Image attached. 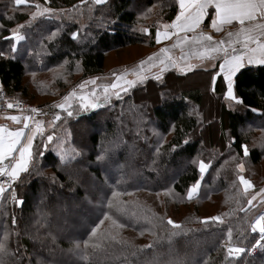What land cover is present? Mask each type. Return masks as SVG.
Instances as JSON below:
<instances>
[{
    "label": "trees",
    "instance_id": "obj_1",
    "mask_svg": "<svg viewBox=\"0 0 264 264\" xmlns=\"http://www.w3.org/2000/svg\"><path fill=\"white\" fill-rule=\"evenodd\" d=\"M13 2L0 0V51L5 53L0 56V84L8 93L40 107L53 102L43 98L58 99L86 77L103 73L114 50L136 44L153 47L156 26L171 22L178 11L176 0H106L103 4L29 0L31 6ZM36 3L64 11L59 20L38 17L29 26ZM20 23L26 39L12 53L13 41L5 37ZM58 27L57 37L49 41L47 37ZM142 27L150 30L149 36L140 31ZM75 30L79 36L73 40L70 33ZM212 71L169 70L162 81L149 78L121 93L122 99L112 96L110 104L72 117L60 111L61 119L36 135L33 151L40 150L47 135L55 132L66 141V148L75 147L81 155L58 166L54 144L50 145L43 159L37 157L38 166H30L29 173L13 182L18 196L24 198L23 206L8 198L10 191L0 197V240L7 233L13 253L5 258L7 264H264V250L247 252L259 238L250 224L264 206L257 198L264 173L256 178L250 167L248 172L236 168L241 160L244 166L264 160V65H245L237 73L234 91L243 104L224 100L222 78L215 92L210 90ZM195 74L208 76L207 92L215 98L205 94L203 82L188 81ZM84 126L87 130L82 132ZM230 137L236 138L231 147ZM241 144L249 147L248 157ZM173 145L178 146L175 151ZM101 153L105 160L97 162ZM201 160L211 166L201 178L198 196L187 199L189 186L200 178ZM240 175L253 187L245 191ZM89 176L96 184L93 189L86 185ZM114 189L118 199L127 202V214L108 208ZM139 193L144 196L138 198ZM145 194L155 196V205ZM92 198L97 204H88ZM199 202L221 208L218 215L223 222H204ZM179 206L186 210L176 218L173 212L178 214ZM106 211L124 227L115 228L112 220L105 219ZM169 217L181 229L173 230L167 224ZM101 220L97 235L90 236ZM229 228L237 246L246 249L237 258L227 257ZM85 252L88 259L82 258Z\"/></svg>",
    "mask_w": 264,
    "mask_h": 264
},
{
    "label": "snow or ice",
    "instance_id": "obj_2",
    "mask_svg": "<svg viewBox=\"0 0 264 264\" xmlns=\"http://www.w3.org/2000/svg\"><path fill=\"white\" fill-rule=\"evenodd\" d=\"M84 3V0H80ZM96 4H103L106 0H94ZM179 11L170 24L164 25V31L160 28L156 29L155 39L157 43H160L162 39H169L173 35L184 33L182 38H178L177 41L171 46L172 48H180L182 55L175 57L169 48L162 47L159 50L160 55L153 53L145 60H141L139 64L132 69H124L123 71L112 72L114 77L110 84L99 85L97 81L99 77H92L87 81L81 82L78 87L81 89V94L78 99L80 101L77 111L72 109L71 100L77 96L76 89L70 91L63 97V102L56 105L58 109L66 112L67 117H72L78 114L79 111H87L89 108L96 109L101 107V103L110 104L112 96L122 99L121 93H128L130 89L137 85H142L149 78V75L156 81H162L164 74L170 69H175L180 74H187L190 71L196 69L199 65H203L206 61L209 62V67L213 69L211 73V91L215 92L217 80H223L226 88L224 97L227 100L235 101L237 104H243V98L238 97L235 94V77L237 73L245 67V63L248 65H264V0H177ZM16 6L29 5V0H14ZM31 6V5H29ZM36 11L31 12V20L27 22L30 26L32 21H35L38 17H45L48 19L56 18L60 19V14L64 10H56L50 7H44L39 3L35 4ZM148 11H151L149 9ZM210 17L209 27L210 29L220 32L225 25H232L233 22H237L238 28L236 31H229L226 33L229 38L227 41L220 39L216 40L211 32H205L202 30V24L206 18ZM11 19V17H8ZM115 23V22H113ZM24 25H17L16 28L10 30V35L5 39H10L13 42L10 45L12 53L18 51V43L24 41L26 36L22 34L21 29ZM140 31L146 34L150 33L148 28H140ZM60 28L54 29L47 37L49 41L54 40ZM193 33L189 36L187 33ZM79 36V30L72 31L70 38L75 40ZM191 45L192 50L188 54H183L184 47ZM237 45L239 47H237ZM31 54V50L29 52ZM5 53L0 51V56H4ZM192 57L198 61L192 62ZM14 58V57H13ZM219 59V64L216 61ZM67 63V61H65ZM79 61L76 64L79 65ZM155 69V71H153ZM129 73L132 78H129ZM33 75H35L33 73ZM93 85L90 92L85 94L83 89L86 85ZM99 89V91H98ZM0 95H2V85H0ZM165 96L161 93V98ZM187 99V98H185ZM19 105V101H17ZM8 108H12L13 104L8 103ZM39 108H31L32 113H39ZM252 112H259L260 110L251 108ZM11 121L19 124L21 122V116L11 115L8 117ZM23 126L11 129L6 125H0V175H6L7 181H0V197H4L5 193L10 191L11 199L17 207H21L24 204V198L18 196L13 182L17 181L22 173H29L30 166L36 165V159L39 157L43 159L45 153L49 150L50 145L54 144V151L60 162L58 166H66L81 155V151L72 147L70 150L65 147L66 141L60 140L55 136V132L47 135L46 139L42 142L40 150L34 152V139L36 135L44 134V122L40 120L34 121V126L30 125L29 121L32 120L31 116H23ZM60 114L57 113L54 120L50 122V126L54 125L55 121L60 120ZM28 129V131H26ZM68 136L71 133H67ZM236 142L235 137H230L229 147ZM183 143L187 144L185 140ZM177 145L172 146V150L175 151ZM240 148L243 151L244 157H248L250 154L249 147L246 144H241ZM159 152V149L156 150ZM235 159V157H233ZM10 161L9 164H4V161ZM105 160V155L101 153L96 156L97 162ZM211 162L205 163L203 160L199 162V174L200 178H197L195 183L191 184L187 190V197L190 199L195 194H198L201 178L206 174L210 168ZM236 168L243 172L244 163L243 160L236 165ZM239 180L243 184L244 190L247 191L252 188V182L245 179L243 175L239 176ZM7 183L8 188H5ZM261 194H264V188L260 190ZM119 193L114 189L111 193V197L108 198V208L111 210L115 208L117 212L127 214V208L125 205L127 202H121ZM256 197H252L247 201L248 205L253 204V200ZM134 214V213H133ZM105 219L112 220V224L115 228H122L124 225L119 224L116 220L112 219L109 213L104 212ZM147 219V218H145ZM204 222L208 221H221V217H204ZM104 221L101 220L91 229L90 236L97 235V229ZM13 224H15V217H13ZM167 224L172 226L173 230L181 229V225L173 221L170 217L167 219ZM252 232H258L259 238L251 247L247 248V252L250 254L257 248L264 250V212L255 216L250 224ZM143 234V233H141ZM172 234H175L173 232ZM8 234H4V239L0 240V264H7L6 257L13 255L7 246ZM112 239H115L113 236ZM227 239L229 246H227V257H240L242 253H245V247L237 246V241L233 240V230L228 229ZM87 246L88 241L84 242ZM77 250H80V245L77 244ZM93 247H100V245H93ZM148 247V246H145ZM83 259H88V255L85 252L82 256ZM22 260V258H20Z\"/></svg>",
    "mask_w": 264,
    "mask_h": 264
},
{
    "label": "rangeland",
    "instance_id": "obj_3",
    "mask_svg": "<svg viewBox=\"0 0 264 264\" xmlns=\"http://www.w3.org/2000/svg\"><path fill=\"white\" fill-rule=\"evenodd\" d=\"M13 4H14V2H13ZM39 4L44 6V7H46L43 3H39ZM14 5H12V7H14ZM31 12H33V10ZM31 12H30V14H31ZM30 14H29V19L31 20V15ZM209 23H210V17L205 19V25L206 26H205V28L202 29L203 31L209 32V31H206L208 29L207 27H209ZM22 24L23 23H20V24H17V25H22ZM166 24H170V23H159L156 26V29L160 28L161 31H164L165 30L164 29V25H166ZM17 25L12 27L11 29L16 28ZM238 27L239 26H238L237 22H233L232 25H225L224 28H222V30L220 32H216L215 30H213V32H211V34L215 37L216 40L223 39V40L227 41L229 38L227 37L226 33L229 32V31H233L234 32V31L237 30ZM224 29H225V31H224ZM223 32H224V34H223ZM187 35L191 36V35H193V33L189 32V33H187ZM148 36H149V34H148ZM183 36H184V33H179L177 35L171 36L169 39H162L160 43H157L156 39H155V34H154V37H153L154 38L153 39L154 46L151 47V48L148 47V45H146V44H136V45L127 46V47H125L123 49H118V51L114 50L113 52L109 53L108 56H107L106 64H105V67H104L106 71L104 70L103 73H101V74H97V75L86 77L88 79H86V80L83 79V80H81L78 83L81 85V82H83V81H87V80H89L92 77H99L100 79L97 81V84H99V85H104L106 83L110 84L112 82V80L114 79V77L111 75L112 72L115 71V72L119 73L120 71H123L124 69H132V68L136 67L141 60H145L151 54L157 53L158 55H160L159 50L162 47L169 48L170 51L172 52V54L175 57L179 58L182 55L181 49L180 48H172L171 46L177 41L178 38H182ZM237 47H239V46L237 45ZM191 50H192V46L191 45H186L184 47L183 54H188L189 52H191ZM114 52H116V53H114ZM115 54H117V55H115ZM192 62L198 64V61L195 59V57H192ZM216 63H217V65L219 64V59L216 61ZM111 67H113V68H111ZM197 68L211 69L209 67V62H207V61L203 65H199L198 64ZM170 70H173V69H170ZM153 71H155V69H153ZM129 78H132L130 73H129ZM149 78H152L151 75H149ZM188 81L193 82V83L203 82L204 86H205L204 87L205 94H207V96H209V97L215 98L213 95H210L207 92V89H208L207 88V82H208V76L207 75L195 74L194 77H189ZM137 86H141V85H137ZM92 87H93V85H91V84L86 85L85 88L83 89V92L86 91V90L88 92H90ZM98 91H99V89H98ZM66 93L67 92H65L64 94H66ZM85 94H87V93H85ZM43 99L44 100H52L54 104H57V103L60 102V101L57 102L56 101L57 99L56 98H52V97H47V98H43ZM58 99H59V97H58ZM224 100L227 101V103H234L235 102V101L227 100V99H225V97H224ZM28 103H30V102H28ZM30 104L37 105L36 103H32V102ZM73 105H72V109H70V110H73L75 112V111L78 110L79 104L75 103ZM101 105H103V103H101ZM37 106H38L39 109L43 108V107H40L41 105H37ZM148 107H150V106H148ZM47 108H50V105ZM89 109H91V108H89ZM41 110H43V109H41ZM40 112H42V111H40ZM59 114H61L60 111H59ZM42 115L43 114L40 113V116H42ZM50 120H52V119L50 118ZM83 129L84 130L82 132L86 131L87 130V126H84ZM204 134H205V132H204ZM249 167H250L252 172L256 173L255 176H256V178H258L259 177L258 174H260V173L263 174L264 173V160L262 161V163H260L258 165H255V166H251V165H249L247 163L244 166L246 172L249 171ZM104 171H106V170H104ZM105 174H106L107 178L108 177L109 178L112 177V175H110L108 172L105 173ZM85 179H86V185H87L88 188L93 189V188L96 187L95 182H92V179H91L90 176L89 177H85ZM262 188H264V185L262 186ZM97 189L100 190L99 187ZM198 194H199V191H198ZM198 194H195L190 199L196 198L198 196ZM140 196H144V193H139L138 198ZM145 197L147 198V200L149 202L151 201V203L152 204L154 203V205H155V196H153L152 194L151 195L145 194ZM98 198H100V194H99ZM186 198L189 199L187 197V191H186ZM259 201H261V204L264 205V197L263 198H259ZM68 202L70 204L73 203V201H68ZM98 203H99V201H98ZM88 204H92V205L97 204L95 202V198H92L91 200H88ZM261 207H263V209H260V211L264 212V206H261ZM173 208H174L173 206L169 207L170 210H172ZM177 209H178L177 210L178 214H177V212L176 213L173 212V215H174V217L176 216V218H179V216H183L186 208L183 207V206H179V208H177ZM198 209L200 211L199 214L201 215L202 218H204V217H216V216L220 217V215H218V214L221 212V208H218V206H214V205L209 204L207 202H199Z\"/></svg>",
    "mask_w": 264,
    "mask_h": 264
},
{
    "label": "crops",
    "instance_id": "obj_4",
    "mask_svg": "<svg viewBox=\"0 0 264 264\" xmlns=\"http://www.w3.org/2000/svg\"><path fill=\"white\" fill-rule=\"evenodd\" d=\"M178 11H179V7H178ZM177 11V12H178ZM177 14V13H176ZM176 16V15H175ZM175 18V17H174ZM173 18V19H174ZM235 22V21H234ZM171 23V22H169ZM205 21L203 22L202 24V29L205 28ZM208 29L206 31H209V32H213V29H210V27H207ZM224 28V27H223ZM225 31V29H224ZM224 34V32H223ZM245 65H248L247 63H245ZM253 65H256V64H253ZM88 78H85L84 80H86ZM80 84L77 83L76 85H74L73 87H71L66 94L62 95L61 97H59V99H57L56 101L61 103L63 102V97L65 95H67L70 91H72L73 89H76L77 91V96L76 97H73V99L71 100V103L72 105L73 104H79V95L81 94V89L78 87ZM84 93H88V91H84ZM57 103V104H59ZM57 104H54L52 102V104H50V108H47V107H43V108H40L43 109L41 110L42 112H39V113H22V114H19V113H0V125H6L7 127L11 128V129H15L16 127H22L23 126V116H31L32 117V120L29 121L30 125H33L34 126V121L36 120H40V121H43L44 122V132H45V129L47 126H50V121L52 122L54 120V117L57 113H59V111H62L61 109H58L56 107ZM46 108V109H45ZM40 113H42L43 115L40 116ZM11 115H18V116H21V122L19 124H16L15 122L11 121L10 119H8L9 116ZM40 116V117H39ZM50 118L52 120H50ZM26 131H28V129H26ZM257 198H263L264 197V194H261L260 191L257 193ZM261 212L263 211H260L258 214H256L255 216L259 215ZM255 218V217H254ZM253 218V219H254Z\"/></svg>",
    "mask_w": 264,
    "mask_h": 264
},
{
    "label": "built area",
    "instance_id": "obj_5",
    "mask_svg": "<svg viewBox=\"0 0 264 264\" xmlns=\"http://www.w3.org/2000/svg\"><path fill=\"white\" fill-rule=\"evenodd\" d=\"M1 85V84H0ZM17 101H19V105H17ZM8 103L13 104L12 108H8ZM38 108L35 104H30L21 98L16 97L14 94L8 93L3 87H2V95H0V113H30L31 108ZM10 161L5 160L4 164H9ZM8 177L6 175H0V181H7ZM5 188H8L7 183L5 184ZM258 248L252 252L251 254H255L257 252Z\"/></svg>",
    "mask_w": 264,
    "mask_h": 264
},
{
    "label": "water",
    "instance_id": "obj_6",
    "mask_svg": "<svg viewBox=\"0 0 264 264\" xmlns=\"http://www.w3.org/2000/svg\"><path fill=\"white\" fill-rule=\"evenodd\" d=\"M234 258H237V257H234Z\"/></svg>",
    "mask_w": 264,
    "mask_h": 264
}]
</instances>
